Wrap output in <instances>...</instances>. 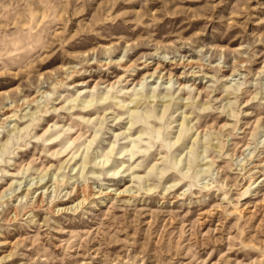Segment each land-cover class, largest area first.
Listing matches in <instances>:
<instances>
[{"label": "rangeland", "instance_id": "rangeland-1", "mask_svg": "<svg viewBox=\"0 0 264 264\" xmlns=\"http://www.w3.org/2000/svg\"><path fill=\"white\" fill-rule=\"evenodd\" d=\"M0 264H264V0H0Z\"/></svg>", "mask_w": 264, "mask_h": 264}, {"label": "bare ground", "instance_id": "bare-ground-1", "mask_svg": "<svg viewBox=\"0 0 264 264\" xmlns=\"http://www.w3.org/2000/svg\"><path fill=\"white\" fill-rule=\"evenodd\" d=\"M196 65V63H194V62H192V61H185V62H182V63H180L179 64V66L180 67H187V68H193V66H195ZM159 66V65H158ZM162 73V67H157L156 68V70H155V72L153 73V74H151V75H149L150 77L151 76H156V77H159V75ZM172 74L170 73L169 74V77H172L171 76ZM165 76H167V74H164L161 78H163V77H165ZM160 78V77H159ZM85 187V186H84ZM39 188H42V189H46V190H48V188L49 187H47V184H45V185H43V186H41V187H39ZM75 190H76V188L74 187V189H73V191H72V194H73V192H75ZM77 193V196L80 198V197H82V199L78 202V204H77V206H80V205H84V204H86V202H88V200H89V198L93 195V196H95V195H98L97 197H101V196H103V192H94V191H91L93 194H90V195H86V193H85V188H78L77 187V191H76ZM95 193V194H94ZM42 194L43 193H41V195H40V197H39V199H38V206L39 205H43V203H44V198H43V196H42ZM106 194V193H105ZM107 194H109L108 192H107ZM106 194V195H107ZM72 209V207H70V208H65V209H62L61 211H63V210H71ZM60 211V210H59ZM15 213V217H16V219H17V216H18V212L17 211H15L14 212Z\"/></svg>", "mask_w": 264, "mask_h": 264}]
</instances>
